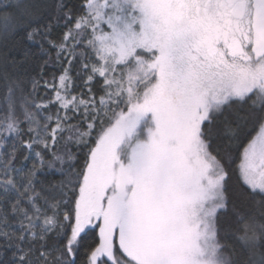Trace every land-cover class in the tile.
Instances as JSON below:
<instances>
[{
  "label": "snow or ice",
  "instance_id": "snow-or-ice-1",
  "mask_svg": "<svg viewBox=\"0 0 264 264\" xmlns=\"http://www.w3.org/2000/svg\"><path fill=\"white\" fill-rule=\"evenodd\" d=\"M17 31L58 74L0 72L5 264H264V0H0Z\"/></svg>",
  "mask_w": 264,
  "mask_h": 264
},
{
  "label": "trees",
  "instance_id": "trees-1",
  "mask_svg": "<svg viewBox=\"0 0 264 264\" xmlns=\"http://www.w3.org/2000/svg\"><path fill=\"white\" fill-rule=\"evenodd\" d=\"M7 2V0H6ZM34 2L38 5V10L47 13L48 6L52 3V0H34ZM82 2V0H69L70 5L77 6ZM56 33L53 35V39H55ZM38 39V37H37ZM47 47V45H45ZM25 52L30 54L29 59L24 62L23 64H17L12 66L10 63L7 65L9 71H16L21 74H26L25 79L28 80L31 77H35L39 81V86L36 91V99L37 102H42L47 100L52 96V92L48 89L43 87L45 81L52 80V74L57 73V68L53 67H46L43 69V75L41 78V68L40 63L42 62L43 58L40 57L37 59L36 56H32L31 53L38 54V45L29 41L23 31H17L15 33H9L8 35H4L0 33V72L4 71L5 69V61H25ZM58 67V66H57ZM58 74V73H57ZM30 87V85H29ZM70 87L74 88L73 94H78L83 90L82 82L80 80H76L74 85H70ZM53 111H55L53 109ZM229 119H232L229 116ZM224 116H218L213 124L210 126L212 129V139L211 144L213 149H218L222 155H230L233 158V162L226 165L229 169L230 179L228 181L227 190L228 195L232 202L237 205H243L246 202V196L248 190L241 186L238 182V179L235 174V166L238 163L236 159L238 156L239 148L236 145V142L230 141L224 135ZM247 132H251L252 135L255 133L252 132V125L249 124ZM27 139V137H24ZM246 142V141H245ZM71 150L74 153H77V149L72 147ZM26 152H21L19 154V159L17 161V165L19 166L21 162H23V156ZM78 158L82 161L83 157H80L77 153ZM79 164L77 168H79ZM46 179L51 181H56L60 179L59 175H50L47 176ZM259 199V197H257ZM226 243L233 244L231 239L226 240ZM0 244H3V241L0 240ZM84 249H81V254L77 257V264H81V261L84 259ZM231 255V253H229ZM12 256L11 249H4L0 248V264H5V262H10Z\"/></svg>",
  "mask_w": 264,
  "mask_h": 264
}]
</instances>
